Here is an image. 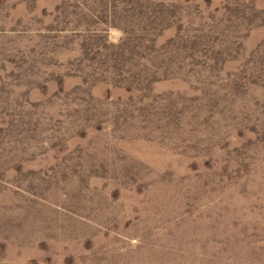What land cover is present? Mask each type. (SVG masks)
<instances>
[{"label":"rangeland","instance_id":"1","mask_svg":"<svg viewBox=\"0 0 264 264\" xmlns=\"http://www.w3.org/2000/svg\"><path fill=\"white\" fill-rule=\"evenodd\" d=\"M0 264H264V0H0Z\"/></svg>","mask_w":264,"mask_h":264}]
</instances>
